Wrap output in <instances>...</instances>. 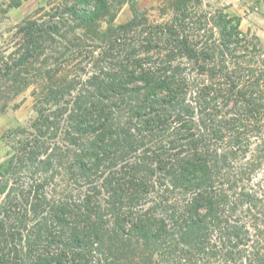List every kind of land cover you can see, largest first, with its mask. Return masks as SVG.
<instances>
[{
  "label": "trees",
  "instance_id": "obj_1",
  "mask_svg": "<svg viewBox=\"0 0 264 264\" xmlns=\"http://www.w3.org/2000/svg\"><path fill=\"white\" fill-rule=\"evenodd\" d=\"M192 1L154 25L136 9L117 24L111 0L56 7L103 43V65L69 106L47 92L58 107L0 164V264H264V188L248 187L264 166V49ZM54 17L21 22L9 73L43 53Z\"/></svg>",
  "mask_w": 264,
  "mask_h": 264
},
{
  "label": "rangeland",
  "instance_id": "obj_2",
  "mask_svg": "<svg viewBox=\"0 0 264 264\" xmlns=\"http://www.w3.org/2000/svg\"><path fill=\"white\" fill-rule=\"evenodd\" d=\"M62 1L0 0V164L7 162L17 140L25 135L23 130L33 131L31 126L40 112L51 113L58 107L54 100H48L47 92L65 88L61 102H69V106L77 90H90L91 87L85 86L89 77L97 72L94 66L103 65L96 58L104 50L103 43L86 29L74 31L76 23L69 15L61 18L56 7ZM111 1L117 10V24L130 20L134 9L145 25L164 23L173 16L171 0ZM17 2L19 4H15ZM191 9L193 15L196 12L210 15L216 10H224L239 17L242 31L249 37H257L264 49V0H194ZM54 14L61 25L58 33L51 35L43 53L23 70L9 73L7 62L15 57L14 52L19 47L18 26L21 22L27 17L49 20ZM105 27L102 22L99 29ZM256 186L264 188V166L248 185L250 188ZM251 233L256 239L255 231Z\"/></svg>",
  "mask_w": 264,
  "mask_h": 264
}]
</instances>
